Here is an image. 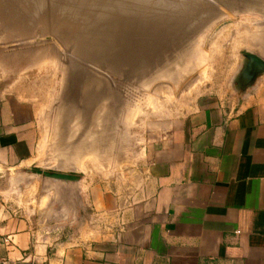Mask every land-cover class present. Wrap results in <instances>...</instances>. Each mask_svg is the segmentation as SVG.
<instances>
[{
    "label": "rangeland",
    "instance_id": "rangeland-1",
    "mask_svg": "<svg viewBox=\"0 0 264 264\" xmlns=\"http://www.w3.org/2000/svg\"><path fill=\"white\" fill-rule=\"evenodd\" d=\"M246 53L264 59V0H0V90L32 103L38 126L36 165L0 175L41 243L112 232L180 121L264 86V73L237 79Z\"/></svg>",
    "mask_w": 264,
    "mask_h": 264
},
{
    "label": "crops",
    "instance_id": "crops-1",
    "mask_svg": "<svg viewBox=\"0 0 264 264\" xmlns=\"http://www.w3.org/2000/svg\"><path fill=\"white\" fill-rule=\"evenodd\" d=\"M36 121L32 103L0 90V172L36 165ZM9 194L0 175V256L27 264H264V86L239 110L208 98L180 121L103 238L51 249Z\"/></svg>",
    "mask_w": 264,
    "mask_h": 264
},
{
    "label": "water",
    "instance_id": "water-1",
    "mask_svg": "<svg viewBox=\"0 0 264 264\" xmlns=\"http://www.w3.org/2000/svg\"><path fill=\"white\" fill-rule=\"evenodd\" d=\"M261 73H264V59L254 53H246L243 59V67L237 75V79L244 82V86H251ZM37 171L40 174L44 173L46 176L57 180L74 181L78 178L76 175L69 173L50 172L41 169Z\"/></svg>",
    "mask_w": 264,
    "mask_h": 264
},
{
    "label": "built area",
    "instance_id": "built-area-1",
    "mask_svg": "<svg viewBox=\"0 0 264 264\" xmlns=\"http://www.w3.org/2000/svg\"><path fill=\"white\" fill-rule=\"evenodd\" d=\"M240 233V231H237V234ZM0 236H2L1 227H0ZM4 242L7 245H10L11 240L8 236L4 238ZM0 264H27L26 261L13 259L9 256H0Z\"/></svg>",
    "mask_w": 264,
    "mask_h": 264
}]
</instances>
